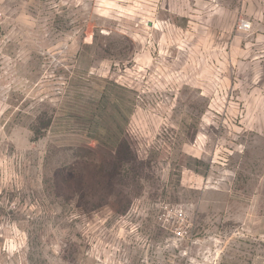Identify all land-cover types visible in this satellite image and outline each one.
Wrapping results in <instances>:
<instances>
[{
  "label": "rangeland",
  "instance_id": "obj_1",
  "mask_svg": "<svg viewBox=\"0 0 264 264\" xmlns=\"http://www.w3.org/2000/svg\"><path fill=\"white\" fill-rule=\"evenodd\" d=\"M0 12V264H264V0Z\"/></svg>",
  "mask_w": 264,
  "mask_h": 264
},
{
  "label": "built area",
  "instance_id": "obj_2",
  "mask_svg": "<svg viewBox=\"0 0 264 264\" xmlns=\"http://www.w3.org/2000/svg\"><path fill=\"white\" fill-rule=\"evenodd\" d=\"M1 23H2V13L0 12V30H1ZM240 26L243 29H247L251 27V23L246 20H241Z\"/></svg>",
  "mask_w": 264,
  "mask_h": 264
}]
</instances>
